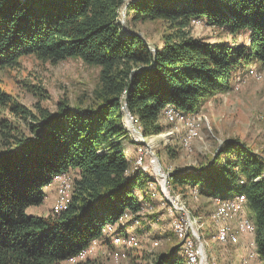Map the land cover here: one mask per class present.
Listing matches in <instances>:
<instances>
[{
    "label": "trees",
    "instance_id": "obj_1",
    "mask_svg": "<svg viewBox=\"0 0 264 264\" xmlns=\"http://www.w3.org/2000/svg\"><path fill=\"white\" fill-rule=\"evenodd\" d=\"M126 3L133 19L167 24L160 45L152 49L120 21ZM194 19L218 26L221 35H195ZM24 55L52 63L79 57L100 67L85 105L64 97L54 110L40 100L33 109L0 85V264H69L94 239H109L104 228L125 210L142 209L136 189L145 176L132 170L124 147V103L145 136L159 134L168 105L199 111L231 90L238 71L264 67V0H0V69ZM44 91L36 92L42 100ZM70 171L76 175L67 206L28 214L44 201V187ZM173 177L212 202L245 194L256 224L251 259L264 264V155L229 138L193 171ZM180 248L152 264H187Z\"/></svg>",
    "mask_w": 264,
    "mask_h": 264
},
{
    "label": "rangeland",
    "instance_id": "obj_2",
    "mask_svg": "<svg viewBox=\"0 0 264 264\" xmlns=\"http://www.w3.org/2000/svg\"><path fill=\"white\" fill-rule=\"evenodd\" d=\"M123 8L120 20L123 18ZM133 15L132 12L127 14L126 9V28L140 34L152 47L160 45L163 33L167 31V24L160 20L142 22L133 19ZM192 27L195 35L204 37H218L222 30L202 19H194ZM251 66L259 70L261 76L248 74L247 70L251 68L249 66L248 69L237 72L231 90L208 98L201 109L196 111L201 117L197 133L188 143L184 141L187 134L185 121L171 120L164 112L166 120L162 119V122L165 130L146 136L150 142L147 145L140 136L128 129L124 114L125 127L128 129L127 136L123 138L124 147L130 152L132 170L139 169L145 176L136 189L144 201L142 209L136 214L125 210L129 215L121 220L119 226L120 234L134 236V240L131 243L116 241L114 236L106 241L94 239L87 246L88 252L83 261L93 258L95 264H152L156 256L169 254L175 246L182 245L173 226L176 219L181 214L185 216L187 212L204 245L205 255L201 256L205 260L203 262L257 264L247 254L250 250L248 243L255 235L239 234L236 246L219 245L215 238L218 223L209 215L214 210L215 203L205 195H199L196 190L181 186L173 177L175 173L193 171L208 155L217 152L224 140L229 138L238 137L254 151L264 155V67L254 64ZM99 70V66L90 65L79 57L52 63L42 61L34 55H24L15 67L0 69V85L28 107L34 109L35 103L40 100L43 106L54 110L57 102L64 97L72 105L80 98L84 105L88 103L96 86ZM40 88L46 91L44 94L48 98L42 100L41 95L36 94L40 93ZM151 138L154 139V145ZM154 163L157 167L160 163L164 175L155 171ZM69 175L72 184L76 171H70ZM165 181L168 191L165 189ZM52 186L55 187L53 191L44 187V201L27 207L28 214L47 215L53 211L57 189L56 184L50 187ZM69 188L68 194L71 193L72 186ZM195 218L198 219L197 222ZM230 223L233 227L237 226L235 219H231ZM196 241L199 242L198 239ZM246 242L247 247L244 245ZM183 250L180 248V253H184Z\"/></svg>",
    "mask_w": 264,
    "mask_h": 264
},
{
    "label": "bare ground",
    "instance_id": "obj_3",
    "mask_svg": "<svg viewBox=\"0 0 264 264\" xmlns=\"http://www.w3.org/2000/svg\"><path fill=\"white\" fill-rule=\"evenodd\" d=\"M250 67L251 68L247 70L248 74L256 75L257 77L261 76L259 70L252 68L253 66H250ZM165 113L167 117L171 120L179 119V120L185 121V124L187 127V134L184 137L185 143H188L189 140L193 136L196 135L198 125H199L198 120H200V117H201L199 112H192V113L187 114L180 109H176L175 107L168 105L165 109ZM151 143L153 145L155 144L154 139L152 138H151ZM138 160H141V159L139 158ZM158 170H159V165H158ZM164 174L165 173L163 172V175ZM55 184H56V189H57V196H56V201H55L53 209H55L56 211H61L67 206L70 200V194H68V189H70L69 187H71L73 183L71 184L70 182L69 173L61 172L57 174L52 179V182L49 183V185L46 187H50L51 185H55ZM236 196H239V204H242L241 209L237 205V203H234ZM236 196L233 198H226V199L220 197L219 195L214 197L213 201L215 203V208L211 213V217L218 223V225L216 226L217 229L215 231V238L219 241V243H225L228 241L235 242L237 241L239 234L255 235L256 233V224L254 220L251 219L246 213L247 199H246L245 194L240 193ZM128 215H129L128 212H123L118 222L108 223L107 226L104 228V233L111 234L112 236H114V239L116 241L121 240V241H127L128 243H131L134 240V236L122 235L120 234L121 232L119 231L120 223H122L121 220L127 217ZM132 218L133 216L131 217V219ZM243 218H244V224L242 223ZM231 219L236 220L237 222L236 227H233L231 225L230 223ZM195 220L197 222L198 219L195 218ZM193 222L190 220V217H189V228L196 231V229L193 226ZM173 227L175 228V231L177 232L178 237L182 240V245H183L182 247L184 248V252L187 257V264H202L204 259L202 260L201 256L203 255L205 251H203L202 253L200 252V250H192L191 247H188V245H186L185 238H186V231H187V221L185 219V216H182L181 214L178 217V219H176V222L174 223ZM196 239L199 240V242L197 241V243H200L202 245V248H204L203 242L202 240H200V236L197 235V233H196ZM249 247L252 250L251 256L253 257L256 256L257 250H256V241L254 237H253V240L249 243ZM87 252H88V247H85L78 254L70 257L68 261L70 262L72 261V263L82 262L86 258Z\"/></svg>",
    "mask_w": 264,
    "mask_h": 264
},
{
    "label": "water",
    "instance_id": "obj_4",
    "mask_svg": "<svg viewBox=\"0 0 264 264\" xmlns=\"http://www.w3.org/2000/svg\"><path fill=\"white\" fill-rule=\"evenodd\" d=\"M128 7V3H126V5L124 6L123 8V18L121 20V22L124 24L125 20H124V17H125V12H126V9ZM152 49H154L152 46H150ZM124 112H125V117H126V123L128 125V129L130 131H132L133 133H136L138 134L141 139H142V142L146 143L147 145L150 144V142L148 141L147 137L145 136V134L141 131L140 128H138L134 122V117L132 115V113L130 112V110L128 109L127 107V102L124 103ZM159 171H161V168H160V163H159ZM161 173L163 174V172L161 171ZM165 189L166 191H168V186L166 184V181H165Z\"/></svg>",
    "mask_w": 264,
    "mask_h": 264
},
{
    "label": "built area",
    "instance_id": "obj_5",
    "mask_svg": "<svg viewBox=\"0 0 264 264\" xmlns=\"http://www.w3.org/2000/svg\"><path fill=\"white\" fill-rule=\"evenodd\" d=\"M150 163H152V162L150 161ZM155 171L161 173V171L158 170V167L156 166V164H155ZM234 203H237V205L241 209L242 204H239V196H236ZM185 219L187 221V231H186V238H185L186 245H188V247H191L192 250H200V252L203 253L202 245L200 243H197V241H196V231L189 228V215H187V212H185ZM242 223L244 224V218L242 220ZM203 255H205V254H203ZM208 263L209 262H203V264H208Z\"/></svg>",
    "mask_w": 264,
    "mask_h": 264
},
{
    "label": "crops",
    "instance_id": "obj_6",
    "mask_svg": "<svg viewBox=\"0 0 264 264\" xmlns=\"http://www.w3.org/2000/svg\"><path fill=\"white\" fill-rule=\"evenodd\" d=\"M48 188H49L50 191H53V190L55 189L54 186H52V187H48ZM45 189H46V188H45ZM45 189H44V190H45ZM48 197H49V195H48V193H47V198H48ZM133 232H134V231H133ZM126 233H128V230H127ZM130 233H132V232H130ZM107 235H108L109 238H111V236H112L111 234H107ZM242 235H243V234H242ZM244 235H245V234H244ZM235 242H236V241H235ZM235 242H234V243H235ZM248 244H249V243H248ZM249 249H250V250H249L248 256H250V257L252 258V257H253V256H251L252 250H251L250 247H249Z\"/></svg>",
    "mask_w": 264,
    "mask_h": 264
}]
</instances>
